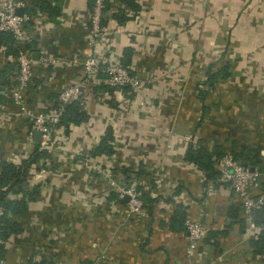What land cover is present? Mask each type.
I'll use <instances>...</instances> for the list:
<instances>
[{
  "label": "crops",
  "instance_id": "crops-1",
  "mask_svg": "<svg viewBox=\"0 0 264 264\" xmlns=\"http://www.w3.org/2000/svg\"><path fill=\"white\" fill-rule=\"evenodd\" d=\"M21 1L23 14L28 16L29 40L0 42V103L4 107L0 112V170L3 163L21 165L37 148L30 123L16 114L11 98L19 50L30 53L34 61L26 103L49 112L65 86L85 80L79 103L86 117L67 126L65 122L57 124L49 155L31 163L20 183L2 187L8 189V198L26 201L19 215L6 214L0 247L4 264H186L185 229L170 226L180 204L187 217L203 221L209 231H226L202 242L195 264H264V254L254 252L252 238L246 235L247 224L242 232L229 216L231 206L241 215L231 188L217 184L208 192L204 171L184 159L190 141H200L211 152L231 150L240 163L260 172V187L253 193L264 189V0H137L139 11L123 26L112 18L121 8L112 1L104 12L105 25L114 28L108 38L120 60L123 48H132L130 69L135 75L161 81L164 74L165 78L164 68L158 72V67H168L171 57L188 56L189 30L184 28L195 20L200 21L202 30L212 28L215 35L224 36L222 42L214 36L215 45L222 43L230 59H237L219 66L211 60L202 61L196 73L191 72L194 82L189 84L178 74L173 92L180 96V112L173 116L170 104L162 122H174L179 136L165 135L161 140L159 133L143 125L151 120L149 114L131 115L132 123L139 124L132 130L146 131L143 135L148 141L129 148L116 147L120 128L112 122L118 111L111 104L117 106L131 96L133 101L136 94L89 83L84 70L88 54H100L105 45L101 40L98 44L93 41L91 0ZM220 9L225 10L222 15L226 19H233L227 34L220 22ZM198 49L202 51V47ZM226 63L228 76L219 78L212 87L202 84L209 67L215 71ZM102 67L100 64L98 69ZM96 75L100 79L105 76L98 71ZM155 89L162 94L169 90L162 83L154 85ZM199 90L207 91L203 100ZM167 101L172 103L170 98ZM109 127L114 151L94 157L105 163L115 157L117 167L144 169L150 175V188H143L145 214L136 220L124 219L121 208L126 202L109 194L97 198L101 205H89L85 158ZM122 154L138 159L126 161ZM160 171L163 177L154 178L153 173ZM115 201L123 205L112 213L109 205Z\"/></svg>",
  "mask_w": 264,
  "mask_h": 264
},
{
  "label": "built area",
  "instance_id": "built-area-1",
  "mask_svg": "<svg viewBox=\"0 0 264 264\" xmlns=\"http://www.w3.org/2000/svg\"><path fill=\"white\" fill-rule=\"evenodd\" d=\"M118 4L123 7V4ZM21 6V0H0V32L11 33L15 43L29 40V34L25 26L28 16L17 13V8ZM103 8L104 0H91L89 14L90 30L94 37L93 41L96 44L99 43L102 37H106L107 34L114 32V28H108L105 24H102L104 18ZM128 13H131V11ZM120 25L123 26V24ZM109 53L104 60L97 54H88L84 60V70L88 74V77L94 75L98 66L102 64V71L105 72V77L103 79L96 78L94 79L95 81H102L107 86L117 89L129 86L136 91L140 88L142 82L122 64L121 60L117 58L116 52ZM16 61L17 74L11 92L12 101L18 109L16 114L28 120L31 126V133L36 130L41 132V140L37 142L38 150L50 153L53 142V130L60 123L66 106L70 103L81 101L84 94L85 80L65 86L57 95L55 108L49 112L38 111L26 103L25 97L26 85L32 76L34 61L30 53L23 50L18 51ZM3 109L4 107L0 103V112ZM186 139H189V137H186ZM214 164L219 174L214 181H210L207 184V191H212L217 184H227L231 188L235 199L239 201L241 215L247 224L246 235L250 238H255L264 227V221L256 222L252 218L255 209L264 208V189H260L256 194L253 193L256 188L260 187L258 182L260 172L249 165L240 163L234 156V153L229 150L224 151L221 156H214ZM261 176L262 180H264V170L261 172ZM109 183L111 188L117 186L113 180ZM117 191H120L118 199H122L125 195L129 197L126 204L131 212L141 214L143 200L140 190L129 186L127 189L122 188ZM6 214L7 212L4 210V207L0 205V247L4 242L2 236V217ZM184 224L186 264H195L196 256L203 244L202 242L205 240L208 227L201 220L190 216L185 219ZM0 264H4V260L1 257Z\"/></svg>",
  "mask_w": 264,
  "mask_h": 264
},
{
  "label": "rangeland",
  "instance_id": "rangeland-1",
  "mask_svg": "<svg viewBox=\"0 0 264 264\" xmlns=\"http://www.w3.org/2000/svg\"><path fill=\"white\" fill-rule=\"evenodd\" d=\"M220 11H221L220 22H222L224 32L226 33V30H228L229 24L233 22V19L232 17H227L226 19L222 15V11L225 10L220 9ZM223 18H225V20ZM194 22L196 23L193 24L192 22L189 24L188 27H186L185 25L184 28L189 30L188 45L190 46V49L188 50V56H183V58L171 57L169 59L168 67H162V68L158 67L157 69L158 72L161 71L163 68L165 71V78H164V74L160 76L161 81H159L158 79L157 80L149 79L148 77L149 75H147L148 78L143 77L141 75L139 76L136 75L139 78V80L142 82L141 87L138 88L136 91H134L132 88L128 86L129 88L126 91L128 92V95L136 94L137 98L135 97L133 101H131L132 100V96H131V98H129L130 100H124V101L122 100L123 102L118 103L117 106L115 103L111 104V106L115 107V109H117L118 111V115L117 117H115L116 119L115 120L113 119L112 122L114 121L113 123L115 124V126L120 128L119 129L120 131H118L119 139L117 140L116 147L129 148L128 146L131 145L133 146L135 144L137 145L138 143H140L141 145L147 144L148 141L147 136L143 135L147 133L146 131L132 130V128L138 126L139 124L132 123L130 118L131 115L138 118V117H142L144 115L143 113L149 114L151 120L148 121L147 123L145 122V124L143 125L144 126L146 125V127L152 130V132L159 133L158 138H161V140L165 135L169 136L170 134H172L179 136V133L176 130V125L174 122L169 124L167 123L166 125L164 124V122H162L164 120L163 115L167 114L166 111L168 110V106L170 104L173 105V108L175 110L173 116H176L178 114L177 111H179L181 107L179 103H177V101L180 99V96L175 92H173V83L176 81L179 82V80L176 79V76L178 77L179 74V77L183 79L182 82L184 83V81H187L189 84L192 81L194 82L193 75L191 76V72L196 73L195 69L200 66L202 61L211 60L213 61L212 64H218L217 66H219L224 62H229V60L230 62H236L237 59H230V55H228L229 50L225 45H222L221 43L219 46H216L214 43L213 40L214 36L215 38L218 37L220 42L224 40V36L217 34L215 35L213 33L212 28L207 29V27H205V29L202 30L203 26L200 23V21L197 22V20H195ZM109 34H107L106 37H102L100 39L102 45L105 44L103 46L104 51L97 55L100 56V58H102L103 60L107 58L108 54H110L109 52H114L115 50L114 46L112 45V42H110V39L108 38ZM199 47H202V49H200L202 50L201 52L198 51ZM215 49H218L219 51H216ZM222 49H224V51L221 53L220 57L214 60V57L218 56L220 54V51H222ZM93 54L95 55L96 53ZM170 63H172V65ZM215 68L217 67L215 66ZM97 71L102 72V74H105V72L102 71V69L101 71L100 69H97L96 72ZM96 72L94 73V75L88 77L89 83L92 82L96 85L101 84V86L102 85L106 86L104 82L102 81L98 82L94 80L96 78H99L98 75H96ZM104 77L105 76H103V78ZM160 83L164 84L166 88L169 89L167 93L162 94L156 91V89L154 90V85L156 84L159 85ZM168 98L172 100V103L167 101ZM109 126L112 125L110 124ZM111 133H112V129H111ZM183 135L189 136L188 133H185ZM113 145L115 146V144ZM48 155L49 153H46L45 156ZM84 157L86 156L84 155L83 158ZM122 157H124L126 161L129 159L137 161L138 159V156L126 155V154H122ZM114 158L115 157H111L110 161L105 163L101 157H94V155H92L91 153L89 154L88 152V157L85 158V160L88 161V169H87L88 175H86L87 176L86 182L88 183V201L92 202L89 203L90 206L101 205L100 203H98L97 198H102L103 196H106L107 194H109L110 191H112L115 194V198H117L118 200V195L120 191L117 190H121L122 188L127 189L129 188V186H133L137 190L141 191V196L142 193L144 192L143 191L144 186H146V189L150 188V184H149L150 175L146 170L144 169L132 170L129 169L128 167L119 168L116 166V162H115L116 160ZM145 158H147V156ZM115 170L117 176L114 175ZM138 173L139 175H137ZM163 175H164L163 171L153 173V177L156 179L158 178L161 179ZM112 180L117 184V186L114 188L110 187L109 182ZM82 185L86 186L87 184L83 183ZM94 201L95 204L93 203ZM121 204H119L116 201L112 202L109 205V211L115 213L118 210V206ZM144 208L145 206L143 205L141 214L134 213L133 211L131 212L127 207V204L125 205V208H121V210L123 212L124 219L136 220L138 217L143 216L145 214Z\"/></svg>",
  "mask_w": 264,
  "mask_h": 264
},
{
  "label": "trees",
  "instance_id": "trees-1",
  "mask_svg": "<svg viewBox=\"0 0 264 264\" xmlns=\"http://www.w3.org/2000/svg\"><path fill=\"white\" fill-rule=\"evenodd\" d=\"M112 1L118 2L123 4V7L118 8L116 11L112 13V18H114L117 23L123 24L128 19L133 17L138 11H139V4L137 0H104V8L103 11L105 12L107 9L110 8ZM128 10V11H126ZM131 13H128L130 12ZM102 24H105V18L102 20ZM6 41L10 44H13L15 42L13 36L9 32H0V42ZM131 56H132V48L131 47H124L123 48V54L121 57V62L124 66L128 68V70L132 73L130 69V63H131ZM228 64L222 65L219 69L213 71L210 67L205 72V79L202 81V84H207L208 86L212 87L213 84L219 79L224 78L228 76L227 72ZM106 89L115 90V88H111L106 86H103ZM129 87L121 88L124 91H126ZM199 96L200 99H204L206 96L207 91L206 90H199ZM205 111V110H204ZM86 117V114L83 110L80 109V103L79 102H73L66 106V110L61 118L60 122H65V125L67 126L68 122H78L79 120H82ZM112 139L111 135V128L109 127L105 134L101 137L99 143L91 150L92 155H101L106 154L110 155L113 153V146L110 143V140ZM231 151V150H229ZM233 152V151H232ZM222 151L215 150L214 152L209 151L207 148H205L201 142L197 141L196 143L189 142L186 146L185 153H184V159L195 164L198 168H200L202 171H204L205 174V184H208L210 181H214L218 177V170L215 167L214 164V156H221ZM46 155V152L39 151L38 147L35 148L34 152L32 153V156L25 160L21 165H14L10 163H3L1 165L0 170V205L4 207V210L8 213H11L12 215H19L22 213L26 207V201L23 198L20 199H10L6 195L7 188L3 189V186L11 187V185L14 183H20L22 178L24 177V173L26 168L35 161L38 160V158L43 157ZM109 197L113 198L115 197V194L110 191ZM142 200H146V194L145 192L142 193L141 196ZM146 198V199H145ZM122 201V199H119V201ZM241 209V208H240ZM229 216L233 219L235 223L238 224L239 229L243 232L244 231V225H246V221L243 218L242 215L238 214V208L230 207ZM187 218L186 212L183 209V206L180 204L178 205V208L174 211L171 219H170V226L172 229L177 228H183L185 229V219ZM6 215L2 217V231H3V225L6 222ZM259 224V223H258ZM226 233V231H207L205 240L207 241L210 238L216 237L218 234ZM3 236V232H2ZM251 245L254 247V252L257 254H264V227L262 230L258 233V235L255 238H252L250 240Z\"/></svg>",
  "mask_w": 264,
  "mask_h": 264
},
{
  "label": "water",
  "instance_id": "water-1",
  "mask_svg": "<svg viewBox=\"0 0 264 264\" xmlns=\"http://www.w3.org/2000/svg\"><path fill=\"white\" fill-rule=\"evenodd\" d=\"M18 14H23V8L19 7L17 8ZM33 140L39 142L41 140V132L40 131H34L33 132ZM129 197L127 195L123 196L122 200L127 202ZM253 220L256 222H263L264 221V208H257L253 212Z\"/></svg>",
  "mask_w": 264,
  "mask_h": 264
}]
</instances>
